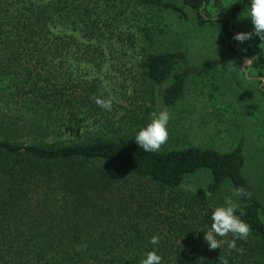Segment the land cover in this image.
Here are the masks:
<instances>
[{
  "label": "trees",
  "instance_id": "obj_1",
  "mask_svg": "<svg viewBox=\"0 0 264 264\" xmlns=\"http://www.w3.org/2000/svg\"><path fill=\"white\" fill-rule=\"evenodd\" d=\"M97 1L0 0V264H139L143 253L154 250L152 235L160 237L164 264H221L224 258L229 264H264L263 208L243 175L241 144L228 151L186 146L145 152L133 136L149 122L151 108L132 117L127 128L109 124L111 111L94 99L109 97L105 87L95 78L78 81L73 72L70 60L85 43L53 30L71 27L81 37L100 39L103 27L117 23L132 3L182 16L188 7L199 25L226 30L230 18L220 19L218 3V18L209 17V0H182L181 6L102 0L99 9ZM248 3L238 0L232 11L246 10ZM101 9L110 15L102 16ZM141 30L147 32L145 25ZM241 48L256 56L254 66L264 67L258 47L233 38L228 44L235 54ZM182 58L180 50L142 51L144 82L169 81L161 91L164 106L183 97L188 76L177 69ZM101 118L105 131L86 128V120ZM72 131L77 137H64ZM201 169L209 172V183L182 191L184 178ZM225 186L250 193L246 200L234 197L237 214L243 208L250 226L247 240H236L240 251L227 245L209 250L203 239L211 200Z\"/></svg>",
  "mask_w": 264,
  "mask_h": 264
},
{
  "label": "rangeland",
  "instance_id": "obj_2",
  "mask_svg": "<svg viewBox=\"0 0 264 264\" xmlns=\"http://www.w3.org/2000/svg\"><path fill=\"white\" fill-rule=\"evenodd\" d=\"M168 1L182 5V0ZM237 1L209 0L205 5L207 15L213 19L219 16L216 3L221 5L219 17L230 18L229 33L212 23L199 25L195 12L188 7H184L185 16H182L171 10L134 3L112 27H103L105 35L100 39L81 37V31L71 27L57 26L53 30L72 33L85 43L74 55L75 59L70 60L73 72L78 81L95 78V83L104 86L114 98L109 124L127 128L132 117H139L145 107H150L149 119L153 111L168 110L171 114L169 139L161 149L198 146L228 151L241 144L242 172L259 198L263 208L259 216L264 223V96L257 87L264 79V67L259 70L254 66L256 56L243 54L244 48L237 54L228 49L236 33L253 29L251 18L245 17L246 10L232 11ZM100 2L103 1L94 3L97 9ZM99 11L102 16L110 15L103 9ZM144 25L146 33L141 30ZM246 42L258 47L264 57V42L258 36L253 35ZM144 50L183 53L177 69L188 77L183 97L175 105L167 107L161 102V91L169 81L161 86H150L140 77L138 63ZM251 58V79H244L239 67L244 66L245 59ZM103 122L101 118L84 123L93 132L98 125L105 131ZM83 130L81 127L80 134ZM77 134L72 131L64 137L75 138ZM209 181V172L201 169L184 178L181 190L192 192L205 187ZM228 187L212 198L211 206H219L227 198L236 204Z\"/></svg>",
  "mask_w": 264,
  "mask_h": 264
},
{
  "label": "clouds",
  "instance_id": "obj_3",
  "mask_svg": "<svg viewBox=\"0 0 264 264\" xmlns=\"http://www.w3.org/2000/svg\"><path fill=\"white\" fill-rule=\"evenodd\" d=\"M245 17H250L253 29L250 32H238L233 39L243 43L252 39L253 35L258 36L261 42H264V0H249L246 8ZM217 39V38H216ZM216 41V40H215ZM241 51H246L242 49ZM251 59H245L244 66L239 67L244 79H251L249 67ZM257 87L264 91V79H261ZM95 103L105 111H112L114 98L95 97ZM171 114L168 110L153 111L150 114L149 122L135 132L133 136L139 148L145 152L156 153L162 145L166 144L169 139V123ZM232 197L236 200L248 199L250 193L244 187L231 189ZM237 204L233 203L231 198L225 199L224 203L211 209L210 228L204 232V241L207 243L209 250L220 249L222 245H227L229 249H237L236 240H247L250 234V226L242 219L245 215L243 208L239 209ZM231 234L234 239H227ZM148 243L154 246V250L142 254L139 264H164L163 257L158 254L160 244L159 235H152ZM221 264H229L227 258L222 259Z\"/></svg>",
  "mask_w": 264,
  "mask_h": 264
},
{
  "label": "water",
  "instance_id": "obj_4",
  "mask_svg": "<svg viewBox=\"0 0 264 264\" xmlns=\"http://www.w3.org/2000/svg\"><path fill=\"white\" fill-rule=\"evenodd\" d=\"M230 28V27H229ZM231 29V28H230Z\"/></svg>",
  "mask_w": 264,
  "mask_h": 264
}]
</instances>
